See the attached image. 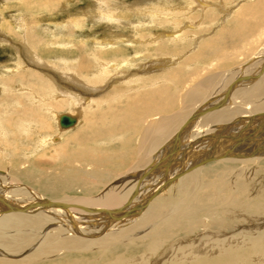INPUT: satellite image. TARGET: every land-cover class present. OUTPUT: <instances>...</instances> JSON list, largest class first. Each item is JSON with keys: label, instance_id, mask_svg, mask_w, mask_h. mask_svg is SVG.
Wrapping results in <instances>:
<instances>
[{"label": "bare ground", "instance_id": "bare-ground-1", "mask_svg": "<svg viewBox=\"0 0 264 264\" xmlns=\"http://www.w3.org/2000/svg\"><path fill=\"white\" fill-rule=\"evenodd\" d=\"M2 1L0 264H264V0Z\"/></svg>", "mask_w": 264, "mask_h": 264}, {"label": "rangeland", "instance_id": "rangeland-1", "mask_svg": "<svg viewBox=\"0 0 264 264\" xmlns=\"http://www.w3.org/2000/svg\"><path fill=\"white\" fill-rule=\"evenodd\" d=\"M29 1H31V0H27V2H25V3H30ZM32 1H36V0H32ZM83 1V2H82ZM86 1H88V2H86ZM96 1V0H95ZM95 1H94V3H95ZM98 1V0H97ZM96 1V2H97ZM129 1H133V0H129ZM2 2V3H1ZM13 2L14 3H16L17 2V4H18V1L16 0H12V1H10V4H13ZM19 2H22V3H24V1H19ZM22 3H20V4H22ZM24 3V4H25ZM32 3V2H31ZM2 4H4V2L2 1V0H0V5H2ZM77 4H79L80 5V7H82V8H87L88 7V5L87 4H89V0H81V2H79L78 0H77V2L74 4V9L72 10L73 12L72 13H74L76 10V8H77ZM1 8H4V6L3 7H1L0 6V11L2 12V10H1ZM82 8H78L77 9V11H79L80 12V10L82 11ZM16 8L15 7H13L12 8V10L13 11H18V9L17 10H15ZM6 10H9V12H10V8H7ZM5 10V8H4V10H3V13L4 14H2L3 15V17L4 18H8V12ZM58 10H59V8H58ZM76 11V12H77ZM7 12V13H6ZM20 12V11H19ZM83 12V11H82ZM126 18L129 16H131V12H129L128 10H126ZM1 14V13H0ZM65 14H67V13H65ZM65 14H63V15H61V14H57L56 16H55V18L53 19L52 18V22L53 23H56V22H59V21H62L63 19H65V18H67L66 16H65ZM7 17H6V16ZM61 16V17H60ZM132 16H133V18H135L134 17V15L132 14ZM204 17H205V15H203ZM203 16H200V17H203ZM60 17V18H59ZM198 18V19H201V21H202V23L204 24L203 26L201 25V27H206L207 28V26H208V29H206L207 31L210 29H212L211 31H209L208 32V34L209 35H211V34H214L215 33V31L214 30H217L218 29V27H216L215 26V20L217 21L218 20V18L217 19H213V21L211 20L210 21V19H209V21H208V19L205 17V19H204V17L203 18ZM5 20V19H4ZM221 20V19H220ZM228 21V20H227ZM206 22V23H205ZM210 22V23H209ZM211 23H213V25L211 24ZM220 23H221V21H220ZM225 23V22H224ZM167 26H170V25H166V27L164 28L165 30H168V28H167ZM215 27V28H214ZM125 28V27H124ZM170 28H172L171 26H170ZM208 35V36H209ZM78 39H80V37L78 38ZM88 46H91V45H88ZM69 49H71V50H75L76 49V46H74V45H71V46H69ZM194 49H196V47L194 48L193 47V49L192 50H194ZM76 51V50H75ZM86 51V50H85ZM78 52V51H77ZM76 52V54L75 55H77L78 53ZM47 55H45V58H47V59H54V58H58V57H61L62 55H56V54H53V56H51V57H46ZM12 58H13V54H12V52L10 51V50H8L7 48H2V47H0V71L3 73H0V74H2V75H4L5 73L7 74V70H8V68H5V67H3V64L4 65H6V64H10V62L12 63L13 61H11L12 60ZM4 68V69H3ZM123 68H124V70L126 69V66H123ZM4 70H5V73H4ZM127 70H135V68L134 67H132V68H127ZM5 74V75H6ZM26 74H29V73H25L24 74V81H30L31 79V81H36V80H38V77L37 76H31L30 74L29 75H26ZM0 77H1V75H0ZM30 78V79H29ZM36 79V80H35ZM1 80V79H0ZM164 80H162L161 82H163ZM164 82H166V81H164ZM145 82H143V84H144ZM168 83V82H167ZM1 88V87H0ZM67 109V111L68 112H70V110H68V108H65V110ZM34 148V147H33ZM50 150H52V149H50ZM35 157V156H34ZM37 157H39V155L37 156ZM42 158H43V156H42ZM44 159H45V157H44ZM42 160V159H41Z\"/></svg>", "mask_w": 264, "mask_h": 264}, {"label": "water", "instance_id": "water-1", "mask_svg": "<svg viewBox=\"0 0 264 264\" xmlns=\"http://www.w3.org/2000/svg\"><path fill=\"white\" fill-rule=\"evenodd\" d=\"M76 118L70 115H62L60 118V123L62 126H69L75 122Z\"/></svg>", "mask_w": 264, "mask_h": 264}]
</instances>
